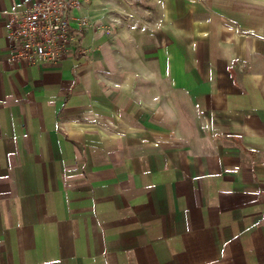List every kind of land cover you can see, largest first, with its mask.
Masks as SVG:
<instances>
[{"label":"crops","instance_id":"obj_1","mask_svg":"<svg viewBox=\"0 0 264 264\" xmlns=\"http://www.w3.org/2000/svg\"><path fill=\"white\" fill-rule=\"evenodd\" d=\"M33 2L0 0V264H264V0H84L60 65L12 57Z\"/></svg>","mask_w":264,"mask_h":264},{"label":"built area","instance_id":"obj_2","mask_svg":"<svg viewBox=\"0 0 264 264\" xmlns=\"http://www.w3.org/2000/svg\"><path fill=\"white\" fill-rule=\"evenodd\" d=\"M84 0H34L25 10L12 12L8 22V35L13 41L12 57L37 64L60 65L68 55L74 37L71 11L81 7ZM99 21H95L97 25ZM89 25L86 18L79 19L81 29Z\"/></svg>","mask_w":264,"mask_h":264},{"label":"rangeland","instance_id":"obj_3","mask_svg":"<svg viewBox=\"0 0 264 264\" xmlns=\"http://www.w3.org/2000/svg\"><path fill=\"white\" fill-rule=\"evenodd\" d=\"M102 6L106 10L105 18H107L113 26L122 25L124 20L130 17L127 10L129 6L145 4L149 6L151 0H103ZM125 6V7H124ZM107 8V9H106Z\"/></svg>","mask_w":264,"mask_h":264}]
</instances>
